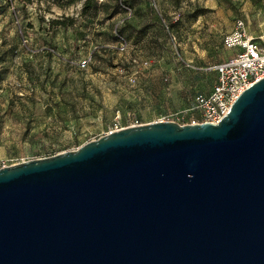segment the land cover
I'll return each mask as SVG.
<instances>
[{"label": "water", "instance_id": "95a60500", "mask_svg": "<svg viewBox=\"0 0 264 264\" xmlns=\"http://www.w3.org/2000/svg\"><path fill=\"white\" fill-rule=\"evenodd\" d=\"M0 264H264V78L217 124L1 168Z\"/></svg>", "mask_w": 264, "mask_h": 264}, {"label": "rangeland", "instance_id": "374dc122", "mask_svg": "<svg viewBox=\"0 0 264 264\" xmlns=\"http://www.w3.org/2000/svg\"><path fill=\"white\" fill-rule=\"evenodd\" d=\"M85 1L0 0V160L8 166L188 109L215 84L212 67L230 56L223 39L237 20L264 36V0H163L161 18L153 0H97L90 11ZM68 18L76 24L50 25ZM191 116L199 115L175 120Z\"/></svg>", "mask_w": 264, "mask_h": 264}, {"label": "built area", "instance_id": "2783aa9c", "mask_svg": "<svg viewBox=\"0 0 264 264\" xmlns=\"http://www.w3.org/2000/svg\"><path fill=\"white\" fill-rule=\"evenodd\" d=\"M153 4L158 13L164 12L163 0H153ZM127 10L131 12L130 9ZM159 14L162 16L163 13ZM223 45L227 50L237 49V52L212 67L217 74V80L210 94L197 96L190 108L160 115L155 122H177L175 118L180 115L197 113L199 116H191L186 124H217L245 90L264 78V36H250L245 23L237 20L232 32L224 37ZM88 62L84 61L81 66L86 67ZM7 166L4 160H0V169Z\"/></svg>", "mask_w": 264, "mask_h": 264}, {"label": "trees", "instance_id": "16d2710c", "mask_svg": "<svg viewBox=\"0 0 264 264\" xmlns=\"http://www.w3.org/2000/svg\"><path fill=\"white\" fill-rule=\"evenodd\" d=\"M122 2V1H121ZM97 0H86L85 1V3H84V11H90L91 9H93V8H96V6H97ZM157 13H158V11H157ZM159 14V13H158ZM160 16V15H159ZM162 16H160V18H161ZM76 24V22H75V20L74 19H72V18H68V19H66V20H52L51 22H50V25L53 27V28H67V27H72V26H74ZM164 25H165V28L167 29V24L166 23H163ZM168 29H170V28H168ZM216 80H217V74H216ZM216 82V81H215ZM214 86V85H213ZM212 89H213V87H212ZM211 89V90H212ZM211 92V91H210ZM210 92H209V94H210ZM199 96V95H198ZM197 97V96H196ZM196 97H194L193 98V100H192V103H191V105H190V107L193 105V102H194V99L196 98ZM189 107V108H190Z\"/></svg>", "mask_w": 264, "mask_h": 264}, {"label": "crops", "instance_id": "0c3cea01", "mask_svg": "<svg viewBox=\"0 0 264 264\" xmlns=\"http://www.w3.org/2000/svg\"><path fill=\"white\" fill-rule=\"evenodd\" d=\"M234 51H237V49L230 50V52H229V53H230V56H231V53H234ZM228 57H229V56H228ZM228 57H227V59H228ZM225 60H226V59H225ZM225 60H223V61H225ZM223 61H222V62H223Z\"/></svg>", "mask_w": 264, "mask_h": 264}]
</instances>
